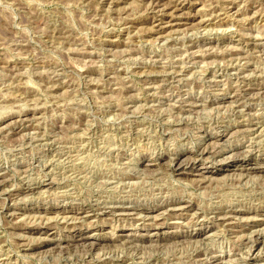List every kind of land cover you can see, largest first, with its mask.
Instances as JSON below:
<instances>
[{
    "label": "rangeland",
    "instance_id": "1",
    "mask_svg": "<svg viewBox=\"0 0 264 264\" xmlns=\"http://www.w3.org/2000/svg\"><path fill=\"white\" fill-rule=\"evenodd\" d=\"M262 130L264 0H0V264H264Z\"/></svg>",
    "mask_w": 264,
    "mask_h": 264
},
{
    "label": "bare ground",
    "instance_id": "2",
    "mask_svg": "<svg viewBox=\"0 0 264 264\" xmlns=\"http://www.w3.org/2000/svg\"><path fill=\"white\" fill-rule=\"evenodd\" d=\"M242 75V74H241ZM259 137H257L259 140H260V142L262 141L261 139H263L264 138V130H262L259 134ZM201 143V142H200ZM251 160V159H250ZM180 168H182V166L180 165L179 166V170H181ZM110 206V205H109ZM135 206V205H134ZM137 208H133V209H126L127 211H124V212H126L127 213V215L128 216H130V215H132L131 213H133V212H135V211H137L136 210ZM143 211V210H142ZM145 211V210H144ZM143 213V212H142ZM141 214V213H140ZM139 215V214H138ZM119 216V215H118ZM125 216V215H124Z\"/></svg>",
    "mask_w": 264,
    "mask_h": 264
}]
</instances>
